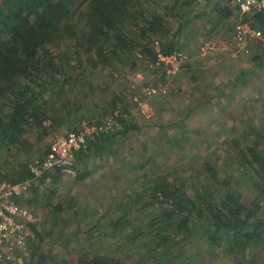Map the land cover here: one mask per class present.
Returning <instances> with one entry per match:
<instances>
[{
	"label": "trees",
	"instance_id": "trees-1",
	"mask_svg": "<svg viewBox=\"0 0 264 264\" xmlns=\"http://www.w3.org/2000/svg\"><path fill=\"white\" fill-rule=\"evenodd\" d=\"M239 17L261 30L263 38L252 40L234 57ZM210 40L231 48L202 55ZM156 41L163 53L181 50L189 60L163 94L151 122L141 125L132 110L138 105L134 96L166 77L164 68L156 65ZM225 56L239 68L226 70L224 60L218 66L208 63ZM142 71L144 82L129 89L124 77ZM260 78V86L251 88L252 97L218 122L229 125L237 116L247 118L240 133H224L228 142L213 147L229 162L219 166L205 158L197 168L180 163L157 174L145 169L153 159L151 148L165 159L159 130L173 136L167 146L208 145L210 132L198 133L205 120H218L221 105L231 106L243 87L258 85ZM186 88L187 100L182 92ZM262 114L264 8L241 15L239 0H0V186L26 182L23 194L13 198L44 210L39 222L29 224L38 239L30 264H69L68 255L55 254L48 262L43 248L54 236L67 247L69 241L62 236L72 225L74 237L88 244L108 234L103 228L109 226L110 235H120L123 250L129 251L78 255L77 264H213L217 255L243 247H254L255 256L236 264H264ZM110 119L113 124L106 128ZM83 121L105 128L90 134L87 147L72 157L76 181L82 184L88 169L97 171L109 162L106 187L113 182L123 187L114 203L94 210L73 188L60 194L59 175L65 166L56 165L40 177L30 170L31 162L51 152L57 139L52 132L61 131L64 123H69L67 132L78 131ZM181 122L185 126L178 129ZM145 128L156 131L142 140ZM133 134L139 135L136 144L123 158L121 146ZM180 136L184 140L178 142ZM203 152L199 150L200 158ZM122 167L125 176L135 174L131 182L122 184ZM233 176H240L247 187ZM91 189L100 186L87 185L82 191ZM45 221L52 222L51 229L42 224Z\"/></svg>",
	"mask_w": 264,
	"mask_h": 264
},
{
	"label": "rangeland",
	"instance_id": "rangeland-1",
	"mask_svg": "<svg viewBox=\"0 0 264 264\" xmlns=\"http://www.w3.org/2000/svg\"><path fill=\"white\" fill-rule=\"evenodd\" d=\"M230 48L231 46L227 44L226 42H221L220 44H218L216 41L210 40V41H207L206 44L201 48V54L206 55L208 53H213L216 51L229 50ZM222 60H224V63H225L224 68L226 70L233 71L239 68L238 67L239 65L237 64V62L229 61L228 56H225L220 59L218 58L216 60L209 59L208 63L209 65H213L217 63V66H218L220 65ZM178 75H182V74L179 73ZM203 75H204L203 77L205 78L206 74H203ZM261 78L263 79L262 76ZM261 78L260 80H257L256 82V84L258 85H254L255 83H253V84H250V86L243 87L239 92L238 98L234 101V103L231 106L229 105V103H226V102L223 103L221 105L222 114L218 120L213 121L211 124L208 123L209 122L208 118L205 120V122L203 123V127H201L202 130H199L200 132L198 133L199 135L202 136L204 132H210L208 145L207 143L203 142L200 144L198 148H196L192 142H187L184 146L179 145V144L167 146V144H171L173 142L172 140L173 136L165 135L163 134V131L159 130L158 134H160L163 137V141L165 143L164 144L165 159L161 161L159 158H157V155H155V149L153 147L150 149V153H152L153 159L149 161L145 169L153 172L154 174H157L159 172H163V170L165 169L173 170L175 167L179 166L180 163L190 164L192 168H197L202 165V161L205 158H211L212 160H216V162L219 163V166L222 165V162H224V160H225V163L227 161L229 162L231 159H229L228 157L222 160L220 156L221 155L220 151H215V152L212 151L213 147L214 145L222 147L224 142H228V138L224 135V133L226 135H228L227 133L229 132H230L229 134L240 133L245 127V119L247 118L245 116H241V118L237 116L234 123L231 122L228 125V124H225L224 122V123H221L222 126L221 125L218 126V122L219 120H222L228 117L227 112L231 108H236V109L239 108V105L241 103H246L248 101V98L252 97L251 88H253V86L259 87L261 84V80H262ZM124 79L127 80L126 82L127 87L129 89H132L137 84H142L144 82V80L146 79V71L129 74L127 77H124ZM174 79H175V76L172 78L171 83H169V87L175 84ZM200 84H203V82ZM190 85L191 84L189 83L188 87ZM129 89L127 91H129ZM182 92H183L184 98L187 100L189 98V93H187L188 92L187 88L184 89ZM97 98L100 101L103 100V96H101L100 94L99 95L97 94ZM162 98H163L162 94L154 96V97H150V98H147L142 104H138L133 107L132 110H134L136 114V119L139 121L141 125H146V124H149V122H151L149 118L154 113V110L161 106ZM200 98H201L200 96L194 97L195 100H200ZM259 120L260 122L264 123V114L259 116ZM68 124L69 123H64L61 127V131L56 130L52 132V136L56 138L65 136L68 133L67 132ZM183 126H185L183 122L179 123L178 129ZM219 127H222L221 129L222 132H220V134L215 136L214 132ZM155 131H156V128H145L143 129L142 136L140 138L142 140H146L148 137H151V135ZM173 132L175 131H172L171 134H174ZM138 136H139L138 134H133L131 138L121 146V149H120L121 152L119 155L123 156V158H127L128 151L131 150V148L135 146L136 138H138ZM44 140H45L44 142H46L48 139H44ZM176 140L178 142H181L182 140H184V136H180ZM153 143H155L154 139H153ZM199 150L204 151L203 158H200L198 156ZM36 151L37 153L35 156L37 157L40 154L38 152L40 151V148L37 149ZM219 156L221 159H219ZM111 168H112V164L108 162L104 166H101L99 169H97V171H90V169H88L89 174L86 176V178L83 180L81 184L78 181H76L75 176L77 175V173L75 169L72 166L64 167L62 172H60V175H59V181H60L59 192L60 194H65L71 188H73L74 190H77L78 193L83 194L82 195L83 199L90 201L89 202L90 207L93 210L95 208L96 209L101 208L102 205L114 203V201H116L118 194L121 192V189L123 187L121 184L114 183V182L110 184V186L106 187L109 180H106L105 177L107 176ZM135 170H137V168H135ZM119 173L123 174L122 178L124 179L123 180L124 183L121 182L122 184L131 182V180L135 176V174L133 173L127 174L125 176L126 169L124 167L120 169ZM176 173L177 172H174L173 175L175 176ZM93 176L97 178V180L96 181L94 180V182L92 180ZM233 178L236 179L237 177L233 176ZM237 180H236L237 181L236 183L240 184L241 187L243 188L247 187V185L244 184L240 176L239 178H237ZM91 184L93 186H100V189H91L86 192L82 191L84 187H86L87 185H91ZM8 186L10 185L7 183H3L0 186V190H3L4 188H7ZM103 191L107 192L106 196L102 195ZM27 207L30 208L32 212L36 215L37 222H39L40 218L44 216V210L42 208H39L37 206L35 207L27 206ZM263 211L264 210H262V212ZM115 212L117 213L118 211H115ZM42 224L48 229L52 228V222L45 221ZM73 228L74 226L72 225L71 227H69L68 230L64 231L63 236H62V239L64 241H67V240L69 241L67 247L59 245V243L56 242V236L47 238V241L45 242L46 244L44 243L46 246L43 248V252H44L43 254L47 258L48 262L52 259V257L55 254L59 255L60 257L68 255L69 264H77L75 263V258L78 255L89 256L95 251H98L100 253H111V254H120V255H125L129 252L126 249L123 250L122 245L120 243L122 241V238L120 235L118 236L110 235L109 226H105L103 228V230L108 232V234H106L104 237L101 236L102 239H100L95 244H88L84 242L81 238L74 237V235L71 232ZM255 253H256V249H254V247L248 248V249L243 247L240 251L236 253L235 252L234 253L225 252L220 255H217L216 258L212 259V263L213 264H236L238 260H243L244 262L245 259H252L255 256ZM243 262L241 264H244Z\"/></svg>",
	"mask_w": 264,
	"mask_h": 264
},
{
	"label": "built area",
	"instance_id": "built-area-1",
	"mask_svg": "<svg viewBox=\"0 0 264 264\" xmlns=\"http://www.w3.org/2000/svg\"><path fill=\"white\" fill-rule=\"evenodd\" d=\"M239 6L243 15L264 8V0H239ZM261 38H263L261 30L252 27L239 17L235 33L236 49L232 52V56L236 57L241 50H247L252 40ZM155 49L156 65L164 68L166 77L155 84L145 85L142 94L134 96L138 104H142L147 98L166 93L172 78L185 69V63L189 60L188 54L181 50L169 54L163 53L158 41L155 43ZM113 121L110 119L106 128L111 126ZM104 128L83 121L80 130H71L65 136L57 138L45 159H36L30 163L34 177L42 176L56 165L70 166L76 151L87 147V137ZM26 189L27 183L21 182L0 190V264H30L32 261V249L38 239L29 224L34 223L37 217L30 208L13 198L14 194L21 196Z\"/></svg>",
	"mask_w": 264,
	"mask_h": 264
}]
</instances>
